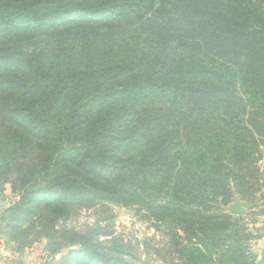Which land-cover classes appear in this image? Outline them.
<instances>
[{"label": "trees", "instance_id": "trees-1", "mask_svg": "<svg viewBox=\"0 0 264 264\" xmlns=\"http://www.w3.org/2000/svg\"><path fill=\"white\" fill-rule=\"evenodd\" d=\"M263 149L264 0H0V179L19 197L0 224L18 249L100 201L173 225L178 264H263L223 209L236 194L264 215ZM71 237L61 264L133 256Z\"/></svg>", "mask_w": 264, "mask_h": 264}, {"label": "rangeland", "instance_id": "rangeland-1", "mask_svg": "<svg viewBox=\"0 0 264 264\" xmlns=\"http://www.w3.org/2000/svg\"><path fill=\"white\" fill-rule=\"evenodd\" d=\"M235 114L236 112H231L225 118L232 121ZM204 115L209 118L215 116L210 111ZM262 152L264 156V149ZM5 178L7 177L0 179V216L19 199L15 193L11 192ZM234 196L238 195L234 194ZM228 205L223 208L226 212ZM250 212L255 215L257 209L251 210L250 208L244 216L246 217L244 223L249 230L252 224L259 222L264 216H253L252 214L248 216ZM62 225L63 222L60 221L57 225L60 234L54 241L39 238L32 245H25L22 249H18L14 243L8 242V237L3 231L4 225L0 224V264H61L64 258H69L71 253L80 247L79 239H72V234L86 236L89 233L93 235L94 241L102 243L105 248L122 244L123 252L127 254V251L133 255L129 257L124 255L123 257L129 264L179 263L178 251L172 244L169 230L173 228V225L166 228L164 223L154 224L150 215L136 205L124 206L100 201L94 202L90 207L83 206L74 209L69 220L63 227ZM63 231L66 232L63 234L61 233ZM35 232L37 230L27 232V236L23 240L36 238ZM253 234L258 235L256 232ZM180 235L184 237L183 233ZM258 259L262 260L264 264V254Z\"/></svg>", "mask_w": 264, "mask_h": 264}, {"label": "crops", "instance_id": "crops-1", "mask_svg": "<svg viewBox=\"0 0 264 264\" xmlns=\"http://www.w3.org/2000/svg\"><path fill=\"white\" fill-rule=\"evenodd\" d=\"M262 217L263 218L259 217L261 220L252 224L250 228L252 233L256 232L259 235V238L253 241L250 245V250L253 254L257 255L258 258H261V256L264 254V216Z\"/></svg>", "mask_w": 264, "mask_h": 264}, {"label": "water", "instance_id": "water-1", "mask_svg": "<svg viewBox=\"0 0 264 264\" xmlns=\"http://www.w3.org/2000/svg\"><path fill=\"white\" fill-rule=\"evenodd\" d=\"M250 208V204L242 201L238 196H234L233 201L227 207V212L234 216H245Z\"/></svg>", "mask_w": 264, "mask_h": 264}]
</instances>
